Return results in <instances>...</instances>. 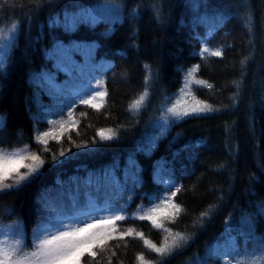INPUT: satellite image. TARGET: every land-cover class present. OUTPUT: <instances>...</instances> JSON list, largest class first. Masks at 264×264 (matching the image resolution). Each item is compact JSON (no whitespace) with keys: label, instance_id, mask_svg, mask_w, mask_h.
<instances>
[{"label":"trees","instance_id":"1","mask_svg":"<svg viewBox=\"0 0 264 264\" xmlns=\"http://www.w3.org/2000/svg\"><path fill=\"white\" fill-rule=\"evenodd\" d=\"M103 3L0 0V29L8 35L17 25L0 71V149L27 146L43 160L18 189L0 193V230L19 226L30 243L38 223L73 216L91 197L100 204L109 199L127 217L115 221L103 251L93 249L99 264H141V254L150 264H236L258 255L264 248V0H116L118 7L95 11L94 22L81 19ZM249 13L251 32L242 19ZM205 41L222 56L201 57ZM145 65L149 96L130 111L145 88ZM197 65L186 87V74ZM88 84L106 92L98 97L102 107L77 100ZM179 104L189 112L204 104L216 110L181 118L162 111ZM109 129L115 138L102 140L97 133ZM169 182L181 189L173 198L182 208L175 222L171 204L157 214L163 228L140 220L137 209L169 196ZM229 218L234 243L224 234ZM165 228L188 237L165 256L135 232L119 235L134 229L159 247L173 238Z\"/></svg>","mask_w":264,"mask_h":264},{"label":"snow or ice","instance_id":"2","mask_svg":"<svg viewBox=\"0 0 264 264\" xmlns=\"http://www.w3.org/2000/svg\"><path fill=\"white\" fill-rule=\"evenodd\" d=\"M42 2V0H41ZM118 7L116 0H104L103 4H97L89 10L88 14L82 15V20L92 19L93 22L97 18L93 13L96 10L108 9ZM244 20L245 26L248 28L249 32L252 31V18L249 13ZM74 23L79 22L75 21ZM17 31V25L13 24L9 30V34L5 35L4 30L0 29V71H2L6 65L8 49L10 47L11 39L14 37L15 32ZM206 54L210 56H222L221 50H213L207 46V42H204V46L201 49L199 55L206 58ZM247 59L241 60V65L247 63ZM146 75H145V88L143 93L134 100V102L129 106L130 111L135 110L139 111L141 106L147 101L149 96L148 85L151 80L150 67L145 65ZM199 70V66H194L186 74V87H187V78L193 77L194 73ZM197 83L203 84V81H197ZM239 87V82H234ZM211 87V85H208ZM90 98L80 97L82 103L89 105L93 108H99L103 105L94 104L93 101L96 97H100L101 100L106 96L104 91H96L95 95L91 93L88 94ZM232 101H235V95L232 97ZM171 103V102H169ZM179 103V101H177ZM198 104L202 102H197ZM210 105L204 104L203 107H193L191 112L187 109L184 111H179L176 105L167 106L163 108L162 111L170 114L173 117L181 118L183 116H188L191 114H199L206 111H214ZM71 116V113H69ZM2 120V118H0ZM167 121H165V124ZM63 127V125L61 126ZM102 140H112L115 138V131L109 129L107 134L104 130H100L97 133ZM44 135H49V133H44ZM71 139V138H69ZM38 142L43 143L42 140ZM93 144L96 143L95 140L92 141ZM87 147V145H84ZM48 151L47 147L43 149ZM28 148L25 146L23 149H18L10 153H6L4 149H0V193H3L6 189L19 188L21 183L28 179L29 176L33 175L39 170V167L43 165V160L41 157L35 153H27ZM60 156L65 155L63 149L60 150ZM53 160L58 159L55 155L52 157ZM30 160L32 163H26L25 161ZM21 169H27L26 172H21ZM11 181V183H9ZM175 187V191H171V188ZM181 189L176 187L174 184L169 182V187L166 191H170L169 196H157L150 198L151 203L153 204L150 208H145L141 205L137 209L138 218L140 220H149L151 221L153 227L163 228L162 223L157 222V214L161 211V205L171 204V207L174 209L172 214L171 222H175V215L179 214L182 210L181 206L173 202V198L176 193ZM103 211L109 212L108 216H100L89 214L87 220L73 218L71 223L66 222L63 219L53 220L51 215L49 216V221L47 223L41 222L38 223L36 229L33 230L32 239L29 243L24 234L20 233L17 229L15 234L10 233L9 231H4L2 233L3 237L7 239H0V264H82V259L87 255L90 259L84 261V264H99L97 256L99 253L94 251L97 247L103 246L106 240L113 239L114 237L111 234H102L98 231H91L95 227L92 221H107L114 224L115 221H120L126 219L124 209L111 208L110 206H105ZM210 214V210L202 212L200 220L202 221L205 217ZM133 219L137 218L136 215L132 217ZM227 223V221H226ZM83 224L85 227H74L73 225ZM165 232L169 233L173 238L171 243L167 242L168 237H165V243L157 247L155 244H152L148 239L144 238L142 232L135 231L134 229H127L120 232V238L123 239L125 236H132L135 232V236L139 237L144 241L145 246H149L151 251H155L160 256L169 255L174 249L181 246V242H187L188 237L181 234L175 233L172 234L170 229H164ZM112 232H116V228H112ZM9 241L12 243L10 244ZM100 250L103 251V248L100 247ZM115 255V253H113ZM240 255V253H236ZM251 255H256L255 253ZM251 255L245 260H237L236 264H264V248L260 249V253L256 255V259H251ZM138 260L141 261V264H150V262L145 261L144 255L138 256Z\"/></svg>","mask_w":264,"mask_h":264},{"label":"rangeland","instance_id":"3","mask_svg":"<svg viewBox=\"0 0 264 264\" xmlns=\"http://www.w3.org/2000/svg\"><path fill=\"white\" fill-rule=\"evenodd\" d=\"M96 92V86L94 84H88L85 89L81 92V93H75L76 98L78 99V101L81 102L80 97H84V98H90V96L88 95L89 93H91L92 95H95ZM99 102L98 96L96 97V99L93 101L94 104H97ZM179 111H184L185 108L182 104H179ZM188 110V109H187ZM189 111V110H188ZM0 125H1V121H0ZM10 153V152H9ZM25 154H31L30 152L27 151V153ZM26 163H32L30 160L25 161ZM110 206L111 208H116L115 205H113L109 199H105L103 201V205L99 204L97 202L96 199L89 197L87 200V207L86 209L81 210L79 213H76L75 215L71 216V215H65L63 217H57L55 220L57 219H63L68 223L72 222V219L78 218V219H84L87 220L89 218V214H94V215H100V216H108L110 213L109 212H105L103 211L105 206ZM123 215H125V213H121ZM92 223L95 225V227L93 229H91V231H98L102 234H111L113 235L112 232V228L115 227L114 224L109 223L107 221H92ZM230 224H231V219L227 220L226 223V227H225V231L224 234L227 235L228 237H230V241L232 243H234V239L233 237L230 235ZM74 227H85L86 225L83 224H78V225H73ZM19 230L20 233L23 234L21 228L18 226H8L5 227L3 229L0 230V239H7V237H3L2 233L4 231H9L12 234H15L16 230ZM9 243L11 244L12 242L9 241Z\"/></svg>","mask_w":264,"mask_h":264}]
</instances>
